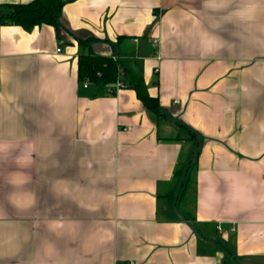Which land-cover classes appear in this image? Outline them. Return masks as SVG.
Listing matches in <instances>:
<instances>
[{
  "label": "crops",
  "instance_id": "1",
  "mask_svg": "<svg viewBox=\"0 0 264 264\" xmlns=\"http://www.w3.org/2000/svg\"><path fill=\"white\" fill-rule=\"evenodd\" d=\"M64 1L60 37L0 23V264H264V0Z\"/></svg>",
  "mask_w": 264,
  "mask_h": 264
},
{
  "label": "trees",
  "instance_id": "2",
  "mask_svg": "<svg viewBox=\"0 0 264 264\" xmlns=\"http://www.w3.org/2000/svg\"><path fill=\"white\" fill-rule=\"evenodd\" d=\"M64 5V0H33L27 4L0 5V23L18 25L28 32L44 24L51 25L55 27L60 37L62 29L60 16ZM120 40H125V38H120ZM78 42L81 46L89 48L87 52L79 56L78 79L80 82L108 87L114 93L118 85L121 88L133 89L152 114L161 113L159 98L150 95L144 77L134 66H127L126 59L96 54L91 48L93 39H78ZM182 171L181 169L180 173ZM183 194L184 202L187 199L186 187H184Z\"/></svg>",
  "mask_w": 264,
  "mask_h": 264
},
{
  "label": "rangeland",
  "instance_id": "3",
  "mask_svg": "<svg viewBox=\"0 0 264 264\" xmlns=\"http://www.w3.org/2000/svg\"><path fill=\"white\" fill-rule=\"evenodd\" d=\"M191 141H194L193 138L190 139ZM192 169L189 172V177L188 179L184 182L183 184V188H182V192L184 190V187H186L187 190V197L190 196V192L192 191V187H193V181H194V176H195V169L194 167H191ZM187 184V185H186ZM189 209V208H188Z\"/></svg>",
  "mask_w": 264,
  "mask_h": 264
},
{
  "label": "built area",
  "instance_id": "4",
  "mask_svg": "<svg viewBox=\"0 0 264 264\" xmlns=\"http://www.w3.org/2000/svg\"><path fill=\"white\" fill-rule=\"evenodd\" d=\"M58 51H61L60 49H58ZM90 83L89 82H85V87H87L88 85H89ZM118 87H120L119 85H118ZM219 230L222 232V228L219 226Z\"/></svg>",
  "mask_w": 264,
  "mask_h": 264
}]
</instances>
